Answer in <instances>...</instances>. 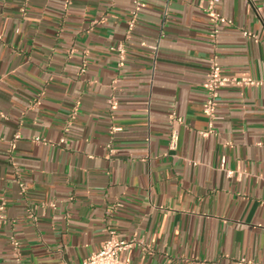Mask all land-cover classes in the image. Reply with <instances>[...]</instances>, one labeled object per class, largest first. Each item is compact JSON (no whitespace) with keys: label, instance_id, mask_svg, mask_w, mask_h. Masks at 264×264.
I'll list each match as a JSON object with an SVG mask.
<instances>
[{"label":"crops","instance_id":"0c3cea01","mask_svg":"<svg viewBox=\"0 0 264 264\" xmlns=\"http://www.w3.org/2000/svg\"><path fill=\"white\" fill-rule=\"evenodd\" d=\"M206 1L0 0V264H76L110 228L129 264H264V0H222L217 37ZM214 62L262 82L212 121Z\"/></svg>","mask_w":264,"mask_h":264},{"label":"built area","instance_id":"2783aa9c","mask_svg":"<svg viewBox=\"0 0 264 264\" xmlns=\"http://www.w3.org/2000/svg\"><path fill=\"white\" fill-rule=\"evenodd\" d=\"M250 3L255 4V0H248ZM222 0H207L204 6V11L206 13L207 18L210 21L211 32L210 35L212 37H217L221 30L226 26H232L234 24L232 18L226 16L221 9ZM141 4L140 1H136V5L139 6ZM256 6V10L258 14H261V7ZM136 24V13L134 12V16L129 21V27L133 28ZM244 35L246 36H254L251 31L244 30ZM120 55L124 58L125 50L122 46L118 47ZM261 80H256L249 76L244 77H236L234 75H230L225 72L222 66L216 62L212 63L208 75L204 81V86L207 93V99L204 102V112L208 115L211 120L218 118L217 116V106L218 99L220 95V90L229 86H248L260 84ZM109 102L113 105H116L117 101L114 99H110ZM174 118L178 121H182L181 117H177L175 113L172 114ZM119 129V128H116ZM208 132H203V135H207ZM173 145H176L177 134H173ZM39 140V138H37ZM24 187V184H21ZM5 204L2 203L0 205V221L6 219L5 215ZM108 237L103 242L101 248L92 253L89 257L84 259L83 261L76 264H129L126 259V253L130 249H132L137 241L135 239H126L121 237L118 232L110 228L108 231ZM13 246L15 249L19 247V241L13 240ZM237 264H260L255 261L249 260L247 258H241L236 261Z\"/></svg>","mask_w":264,"mask_h":264}]
</instances>
